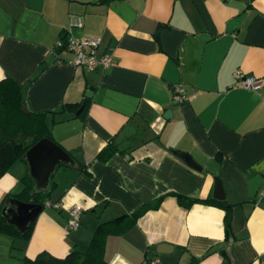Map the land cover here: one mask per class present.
Returning <instances> with one entry per match:
<instances>
[{
    "label": "crops",
    "instance_id": "1",
    "mask_svg": "<svg viewBox=\"0 0 264 264\" xmlns=\"http://www.w3.org/2000/svg\"><path fill=\"white\" fill-rule=\"evenodd\" d=\"M69 35L101 37L100 53L116 64H73L55 46ZM236 70L264 77V0H0V80L14 79L28 110L46 112L53 139L77 164L56 167L45 200L61 207L42 208L28 239L0 232V264L84 250L100 223L161 196L158 208L106 237L107 262L264 264V86L233 87ZM176 84L192 97L173 101ZM110 143L115 153L99 160ZM27 174L23 159L10 166L0 203L22 191ZM215 178L227 204L214 197ZM172 193L229 205V234L223 207L185 208ZM73 204L80 224L66 230Z\"/></svg>",
    "mask_w": 264,
    "mask_h": 264
},
{
    "label": "trees",
    "instance_id": "2",
    "mask_svg": "<svg viewBox=\"0 0 264 264\" xmlns=\"http://www.w3.org/2000/svg\"><path fill=\"white\" fill-rule=\"evenodd\" d=\"M24 104L18 82L10 77L1 79L0 177L15 161L22 158L28 148L41 138H48L56 142L51 135L50 126L46 121V112H34L29 110V113L26 114L22 111ZM115 151L116 148L110 143L103 147L97 153L96 157L101 161H107ZM22 182L24 184L22 191L13 195V197L22 202L38 203L44 208V201L55 185L52 176L50 179V188L45 192H33L34 180L29 173L22 178ZM172 194L176 197L178 203L185 208L190 207L196 202L215 203L223 207L225 209V232L226 235L229 234V205H224L221 201L214 199L189 197L180 193ZM6 198L7 196L4 200ZM162 198L163 197L161 196L148 203H144L132 213L122 214L109 221L100 223L93 232L92 238L84 250L73 248L63 257H54L47 251H41L34 258H25L23 264H110L104 259L106 237L112 233H121L125 231L146 211L158 208ZM4 200L0 203V232L28 239L32 233L34 222L28 224L27 229L23 233H21L14 225L8 224L5 218L1 215V208ZM196 261L197 259L193 258L189 264H194Z\"/></svg>",
    "mask_w": 264,
    "mask_h": 264
},
{
    "label": "water",
    "instance_id": "3",
    "mask_svg": "<svg viewBox=\"0 0 264 264\" xmlns=\"http://www.w3.org/2000/svg\"><path fill=\"white\" fill-rule=\"evenodd\" d=\"M91 90L92 88H89L86 95H89ZM22 111L26 114L29 113L26 105H23ZM176 155L192 168L201 169L188 153L176 152ZM21 159L26 161L28 173L34 180L33 192H45L49 190L51 176L59 165H77L66 150L48 138L38 140L26 150ZM214 197L227 204L221 182L218 178H215ZM41 210L42 205L38 203L22 202L11 196L4 201L1 208V215L8 224L14 225L23 233L27 229L28 224L34 222ZM161 248H163V251L167 249L165 245H162Z\"/></svg>",
    "mask_w": 264,
    "mask_h": 264
},
{
    "label": "built area",
    "instance_id": "4",
    "mask_svg": "<svg viewBox=\"0 0 264 264\" xmlns=\"http://www.w3.org/2000/svg\"><path fill=\"white\" fill-rule=\"evenodd\" d=\"M71 25L81 26L82 20L80 16H72L69 19ZM101 37L99 36H87V37H74L67 36L59 38L55 42V46L58 48H64L72 54L71 62L76 65L85 67L87 70L92 71L97 68L107 69L116 64L115 58L112 54L100 53ZM235 82L233 87L244 88L250 90H258L264 86V77H257L254 75L243 73L241 70H236L233 73ZM192 94L184 92V87L181 84H176L172 89V99L175 102H182L189 100ZM260 198H264V188H261L258 192ZM61 207V203L44 201V207ZM82 208L78 204H73L67 208L68 218L65 222V229H76L80 224V215ZM152 264L155 261L151 262Z\"/></svg>",
    "mask_w": 264,
    "mask_h": 264
},
{
    "label": "clouds",
    "instance_id": "5",
    "mask_svg": "<svg viewBox=\"0 0 264 264\" xmlns=\"http://www.w3.org/2000/svg\"><path fill=\"white\" fill-rule=\"evenodd\" d=\"M91 203V202H90Z\"/></svg>",
    "mask_w": 264,
    "mask_h": 264
}]
</instances>
